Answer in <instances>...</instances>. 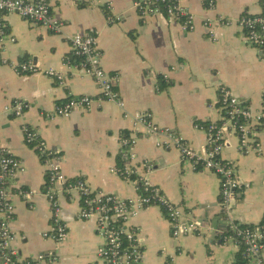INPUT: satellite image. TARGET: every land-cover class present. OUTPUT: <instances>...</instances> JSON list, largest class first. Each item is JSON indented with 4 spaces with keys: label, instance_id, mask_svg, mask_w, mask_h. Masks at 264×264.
I'll use <instances>...</instances> for the list:
<instances>
[{
    "label": "crops",
    "instance_id": "0c3cea01",
    "mask_svg": "<svg viewBox=\"0 0 264 264\" xmlns=\"http://www.w3.org/2000/svg\"><path fill=\"white\" fill-rule=\"evenodd\" d=\"M210 1L214 8L209 7ZM50 3L56 17L65 23L62 35L7 14L4 20L8 35L0 41V56L11 64L31 60L43 69L63 72L67 78L62 86L42 74L19 75L11 66L0 64V142L26 168L11 183L16 208L12 246L25 258L56 256L55 262L47 259L42 264H103L97 256L102 239L96 233V222L78 218L82 206L75 192L60 197L69 230L67 240L56 244L43 237L52 227L50 205L43 195L46 169L35 150L26 144L22 127L25 124L37 130L47 148L60 153L62 171L69 182L84 180L105 193L137 197L136 186L113 172L119 169V158L123 159L121 139L134 133L132 119L126 118L118 105L104 103L88 111L78 109L69 117L52 115L58 104L72 97L100 94L91 77L75 74L66 66L68 60H74L68 38L95 33L105 70L121 76L117 90L126 110L133 114L150 112L156 124L177 131L203 156L206 134L196 124L218 119L212 106L217 104L220 87L228 88L254 110L264 105V48L247 44L245 32L238 26L242 16L261 14L264 3L186 0L185 6L197 25L189 33L178 21L163 16L141 19L132 8V0ZM219 18L231 24L214 22L212 39L203 22ZM12 37L16 42L10 41ZM16 100L29 105L23 117L4 115V109ZM257 140L258 153H241L237 136H230L222 152L223 159L234 165L241 183L236 191L238 203L229 214L222 209L216 175L195 170L191 163L181 160L176 149L158 148L153 137L138 140L133 148L137 158L132 165L199 225L197 233L174 239L160 208L143 210L126 225L144 244L142 264H236L241 247L223 241L229 232L228 220L239 226L264 222V127ZM144 162L152 166L151 172L146 171ZM30 191L36 193L27 201L22 193Z\"/></svg>",
    "mask_w": 264,
    "mask_h": 264
},
{
    "label": "built area",
    "instance_id": "2783aa9c",
    "mask_svg": "<svg viewBox=\"0 0 264 264\" xmlns=\"http://www.w3.org/2000/svg\"><path fill=\"white\" fill-rule=\"evenodd\" d=\"M186 0H132V8L141 19L163 16L170 21H178L184 32L196 30L194 16L185 6ZM264 3V0H263ZM214 8L213 1L209 3ZM107 8V7H106ZM109 11V7L107 8ZM14 14L34 25L46 28L50 33L62 35L65 23L56 17L50 0H0V41L7 38L4 16ZM109 20H113L109 17ZM114 22V21H113ZM221 26L231 24L229 20L219 18L206 19L204 28L210 38L215 39L213 23ZM238 26L245 33V41L252 47L264 48V10L259 15H245L238 20ZM74 57L67 61L66 66L73 73L91 77L100 90L97 97H72L56 106L53 116L69 117L75 110H91L96 105L114 103L120 107L126 118L133 121L134 133L121 139V156L126 166L121 171L113 172L122 175L124 181L136 186L138 192L135 198H122L116 194L96 190L84 180L69 182L62 171L61 156L47 148L37 130L23 125L26 144L31 146L46 169V186L43 195L49 202L52 227L43 237L60 244L69 236L68 225L64 222L63 208L60 197L63 194L75 192L81 202L78 218L94 220L96 233L102 239L97 250V256L103 264H142L145 259V249L142 240L135 230L126 228L127 223L148 208L158 207L167 219L174 239L195 234L199 231L196 220L189 219L179 205L172 202L158 186L144 175L139 168L132 165L137 156L133 148L141 137H153L156 146L161 149H176L183 162L191 163L195 170H206L216 175L220 180L221 205L229 214L228 206L235 192L241 188L236 177L233 164L225 161L222 152L230 136H237L239 150L243 154L258 153L260 144L257 140L259 131L264 127V105L260 110H254L241 98L234 95L228 88L220 87L218 101L212 109L218 119L206 125L196 124V128L206 134L204 155H199L174 129L156 124L153 115L148 112L130 113L126 110L125 102L117 90L120 75L108 73L103 66V52L98 45L95 33L77 34L68 38ZM12 43L16 42L11 38ZM1 65H9L19 75L42 74L55 80L58 84L66 85V74L55 69H43L31 60H23L11 64L8 59L0 56ZM167 79V76H166ZM264 101V92L262 93ZM29 105L23 101H14L8 105L3 114L15 118L23 117ZM147 172L152 166L142 164ZM26 168L22 160L14 156L0 142V264H42L45 260L56 261L54 254H39L25 258L12 244L15 239L12 223L15 220L16 208L12 201V181ZM34 191L23 192L22 197L31 201ZM228 233L224 243L235 242L244 247L246 264H264V222L255 226L241 228L232 219L228 220Z\"/></svg>",
    "mask_w": 264,
    "mask_h": 264
},
{
    "label": "trees",
    "instance_id": "16d2710c",
    "mask_svg": "<svg viewBox=\"0 0 264 264\" xmlns=\"http://www.w3.org/2000/svg\"><path fill=\"white\" fill-rule=\"evenodd\" d=\"M106 15L108 17H111V15H110V13L108 11H106ZM111 22H113V20H111ZM161 78L162 77H159V79H161ZM118 166H119V169L122 171L124 169V166H125V161L123 159L119 158ZM222 215H224L223 212H222ZM243 227H245V226H241V228H243ZM240 247H241V252H240V255H238L237 258H236V264H246L247 263V259L244 256V247L242 245Z\"/></svg>",
    "mask_w": 264,
    "mask_h": 264
},
{
    "label": "water",
    "instance_id": "95a60500",
    "mask_svg": "<svg viewBox=\"0 0 264 264\" xmlns=\"http://www.w3.org/2000/svg\"><path fill=\"white\" fill-rule=\"evenodd\" d=\"M239 197L236 196V192L233 195L232 199L230 200L229 206H228V211L231 212L232 209L234 208L235 204L238 203Z\"/></svg>",
    "mask_w": 264,
    "mask_h": 264
}]
</instances>
